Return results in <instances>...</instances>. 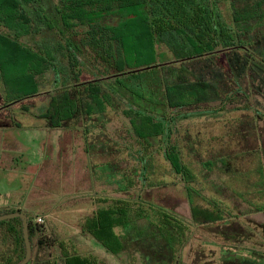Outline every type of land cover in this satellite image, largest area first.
Segmentation results:
<instances>
[{
  "label": "trees",
  "instance_id": "trees-1",
  "mask_svg": "<svg viewBox=\"0 0 264 264\" xmlns=\"http://www.w3.org/2000/svg\"><path fill=\"white\" fill-rule=\"evenodd\" d=\"M257 96L264 99V0H0V128L27 124L80 132L86 155L92 142L94 149L102 145L98 156L103 158L123 150L134 162L120 181L124 190L128 179L146 182L157 158L191 193L194 175L183 162L184 125L213 120L224 122L221 129L232 142H222L223 150L203 168L226 170L239 154L224 149L252 142L258 177L251 187L264 196V110L252 100ZM239 98L242 106L232 107ZM35 100L39 104L31 105ZM236 111L248 114L231 116ZM108 114L119 119L117 139L107 132ZM3 147L2 152L8 150ZM225 155L232 161L228 167L219 163ZM227 175L236 178L232 170ZM25 192L16 195L19 202ZM6 194L0 216L21 212L28 220L32 252L27 264H99L94 255L77 253L74 244L36 223L44 212L31 214ZM91 205L79 230L106 252L118 257L127 235L144 236V230L143 241L166 242V260L181 264L177 253L189 228L173 211L143 198L100 196ZM257 210L264 213V205ZM190 213L193 222L204 225L226 220L217 207L195 206ZM258 229L264 244V224ZM226 248L220 264H264V250H246L244 256L239 246ZM24 256L22 220L1 221L0 264H19Z\"/></svg>",
  "mask_w": 264,
  "mask_h": 264
},
{
  "label": "rangeland",
  "instance_id": "rangeland-1",
  "mask_svg": "<svg viewBox=\"0 0 264 264\" xmlns=\"http://www.w3.org/2000/svg\"><path fill=\"white\" fill-rule=\"evenodd\" d=\"M252 100L259 103V110H264V99L257 96ZM242 101L239 98L232 107L242 106ZM31 103L38 105L39 101ZM230 114L238 117L248 113L236 111ZM107 119L109 137L117 139L116 132L121 130L119 119L112 114H108ZM0 123H4L2 116ZM222 124L224 122L215 124L213 120H204L184 125L188 132L187 138L184 137L183 162L194 175L193 182L189 184L191 193L184 190L183 183L170 173L163 159L155 158L151 162L153 174L146 182L127 177V188L124 190L125 182L120 184V181L134 162L126 159L123 150H115L103 158L98 156L102 145L94 149L95 143L92 142L93 145L88 149L90 155H86L83 153L84 136L80 132L65 134L62 130L33 128L27 124L22 129L0 128V153L1 147L8 149L0 154L3 168L5 165L7 167L6 171H2L0 162V200L5 199L4 194L7 193V198L15 202L16 195H23L26 189L24 197L27 204L24 210L31 214L44 212L38 216L43 219L42 225L50 236L71 242L79 254L94 255L99 264H156L151 258L144 259L143 255L155 258L160 264H169L166 258L170 254L166 242L156 243L151 239L143 241L146 238L144 230L141 232L144 236L136 235L134 231L127 235L125 249L118 257L106 252L93 239L83 236L78 224L93 209L92 200L100 196L120 197L133 202L143 198L177 214L189 228L188 236L177 253L181 264H220L221 251L233 245L239 246L243 255L248 256L247 251L264 250V244L260 241L263 238L258 229L260 224H264V213L257 210L264 205V196L257 194L251 187L258 177V168L252 156L257 147L252 142L243 146L240 143L231 144V148L226 147L224 150L239 154L235 161L232 163L229 156L225 155L219 163L225 167L232 164L224 171L213 167L208 172L203 168V163L213 161V156L223 150L221 147L225 145L222 142H232L230 136L226 137L227 131L221 129ZM214 138L218 140L213 141ZM262 145L264 150V141ZM29 166L34 168L27 170ZM230 170L235 172V179L227 175ZM195 206L210 210L217 207L226 220L205 225L193 222L190 209ZM228 219H235L243 229ZM138 225L142 226V222ZM222 232H227V235L222 237ZM257 234L262 239L257 238ZM240 236L241 241L236 240ZM37 251L35 249L34 256L38 254ZM53 254L59 253L55 251ZM39 256L45 259L47 252L42 251Z\"/></svg>",
  "mask_w": 264,
  "mask_h": 264
},
{
  "label": "water",
  "instance_id": "water-1",
  "mask_svg": "<svg viewBox=\"0 0 264 264\" xmlns=\"http://www.w3.org/2000/svg\"><path fill=\"white\" fill-rule=\"evenodd\" d=\"M15 218L22 220V235H23L24 246H25V256L19 264H27L31 258L32 251H31V245H30V240L28 236V220H27L26 215L21 212L2 215L0 216V222L4 220L15 219Z\"/></svg>",
  "mask_w": 264,
  "mask_h": 264
},
{
  "label": "crops",
  "instance_id": "crops-1",
  "mask_svg": "<svg viewBox=\"0 0 264 264\" xmlns=\"http://www.w3.org/2000/svg\"><path fill=\"white\" fill-rule=\"evenodd\" d=\"M26 197V196H25ZM14 202V201H13ZM4 203V204H3ZM7 201L3 198V200L1 201L0 200V205H6ZM16 204H20V206L22 207V209L26 208V204H27V201H26V198L21 200V202H19V199L16 198V201H15Z\"/></svg>",
  "mask_w": 264,
  "mask_h": 264
},
{
  "label": "built area",
  "instance_id": "built-area-1",
  "mask_svg": "<svg viewBox=\"0 0 264 264\" xmlns=\"http://www.w3.org/2000/svg\"><path fill=\"white\" fill-rule=\"evenodd\" d=\"M35 222L41 224L43 223V219L41 217H36Z\"/></svg>",
  "mask_w": 264,
  "mask_h": 264
}]
</instances>
